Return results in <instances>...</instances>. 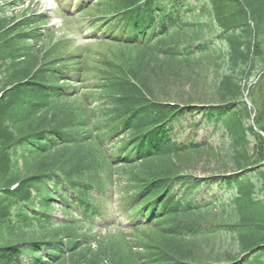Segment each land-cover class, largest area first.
Wrapping results in <instances>:
<instances>
[{"label": "trees", "instance_id": "1", "mask_svg": "<svg viewBox=\"0 0 264 264\" xmlns=\"http://www.w3.org/2000/svg\"><path fill=\"white\" fill-rule=\"evenodd\" d=\"M108 5L92 24L139 59L101 60L80 93L70 81L84 84L82 71L31 51L42 16H0V264H102L77 251L95 242L86 231L122 218L128 232L145 227L164 241L109 264H264V128L243 100L264 87V0ZM74 98L78 115L51 109ZM87 144L99 163L76 160ZM201 153L225 158L226 172L198 178L150 164ZM116 163L131 173L115 212L100 195L103 178L121 174ZM54 210L67 219L53 223Z\"/></svg>", "mask_w": 264, "mask_h": 264}, {"label": "rangeland", "instance_id": "2", "mask_svg": "<svg viewBox=\"0 0 264 264\" xmlns=\"http://www.w3.org/2000/svg\"><path fill=\"white\" fill-rule=\"evenodd\" d=\"M15 1L14 4L8 6V2ZM40 0H0V16L2 14L1 9H8L9 7H19L17 13L14 14V19H22L23 17H29L34 14H38L43 17V22L37 24L36 27L42 33L39 41L36 44L29 43L32 47L33 55L40 60L43 54L50 51L54 56V63L63 65L65 69L72 71H82L84 77V84L70 81L72 85L77 88V92L90 91V84L94 79L95 75L100 69V61L107 60L110 63L113 62L121 67H133L134 63L139 59V51L136 48L122 46L117 42H111V38L102 36L100 30H96L92 21H97L98 17L108 15L111 12L110 4L114 0H57L59 4L75 2L74 6L78 1L91 2L85 6L82 11L76 15H71L70 18H64L60 11L55 10L52 13L50 11L51 1L47 3ZM5 4V6H4ZM23 5V6H22ZM101 7V8H98ZM11 9V8H10ZM10 12V11H9ZM75 14V11L73 12ZM9 14V13H8ZM93 19V20H92ZM50 20V21H49ZM110 41V42H107ZM35 45V46H34ZM264 51V44H263ZM260 67H254L250 71V76L247 79V83H254L255 75L259 72ZM2 78V75H0ZM246 82H244V85ZM251 86V84H250ZM248 86V90L250 88ZM83 87V88H82ZM257 85L255 88L250 90V96L244 95L243 100L248 103L249 110L251 112L252 119L256 116L259 118L262 127L264 128V87L259 89ZM83 90V91H82ZM200 91H204L198 88L195 93L198 94ZM85 93V92H84ZM175 94V93H174ZM174 94H169L171 102H176ZM162 99V98H158ZM84 107L81 98L70 99L69 101H60L56 105L52 106L53 112L57 115H78L81 109ZM52 113V112H50ZM212 144L215 147L221 146L219 137L215 136L212 139ZM78 157L76 160L80 164L86 166L88 163L97 162L99 163L98 156L96 155L95 146L87 144L77 152ZM227 161L225 158H209L205 153H201L200 156H187L181 155L180 157H169L163 161H152V167L155 170H159L161 167L173 168L174 172L178 175H193L198 178L210 177L215 174H223L226 170H223V164ZM149 164V163H148ZM115 172L118 171V176H114L112 179L103 178L102 188L103 195H100L102 203L106 209L110 211H117L120 204L121 198L127 192L129 187L127 185V179L130 177L131 169L127 166L114 164ZM225 165V164H224ZM158 167V168H157ZM136 173L145 170L137 168ZM151 170V168H150ZM135 171V170H134ZM92 196H95L94 194ZM65 216L59 210H54L51 221L59 222L64 221ZM118 223L121 227V231L116 227H108L104 229V226H98L97 229H93L90 232L86 231V235L90 234L95 237V242L91 244L90 251L86 253L85 249L77 251V254L87 257L91 254L92 259L99 257L102 264H109L111 260H124L130 257L133 249L139 248L144 243H161V240L155 231L149 228L140 227L137 232L122 230L127 227L126 220ZM64 223V222H63ZM85 231V230H84ZM119 231V232H118ZM205 249V247H202ZM76 256L72 258H66L63 264H70L74 261Z\"/></svg>", "mask_w": 264, "mask_h": 264}]
</instances>
